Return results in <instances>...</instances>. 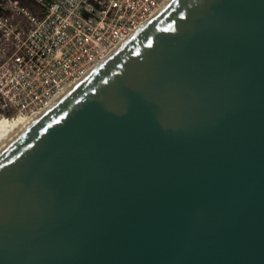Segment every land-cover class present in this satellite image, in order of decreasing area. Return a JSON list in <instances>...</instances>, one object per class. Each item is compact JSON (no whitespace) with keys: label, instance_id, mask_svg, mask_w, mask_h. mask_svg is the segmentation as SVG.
<instances>
[{"label":"water","instance_id":"1","mask_svg":"<svg viewBox=\"0 0 264 264\" xmlns=\"http://www.w3.org/2000/svg\"><path fill=\"white\" fill-rule=\"evenodd\" d=\"M0 264H264V0H167L11 139Z\"/></svg>","mask_w":264,"mask_h":264},{"label":"built area","instance_id":"2","mask_svg":"<svg viewBox=\"0 0 264 264\" xmlns=\"http://www.w3.org/2000/svg\"><path fill=\"white\" fill-rule=\"evenodd\" d=\"M35 1L25 27L0 15V109L16 118L49 106L167 0Z\"/></svg>","mask_w":264,"mask_h":264},{"label":"rangeland","instance_id":"3","mask_svg":"<svg viewBox=\"0 0 264 264\" xmlns=\"http://www.w3.org/2000/svg\"><path fill=\"white\" fill-rule=\"evenodd\" d=\"M33 3L34 6V11H31L27 8H23L22 7H18V5L16 4L15 1L13 0H0V7L2 9H8L10 10L11 14H9L8 16L11 18V21L13 23H15L16 25H20L21 27H25L26 25V20H25V15H24V11L26 12H32L35 14H40L41 12V8L40 6L37 4H35L33 1H31ZM7 16V15H4ZM3 47V42L0 41V64L3 60V55L1 53V48ZM6 47V52L7 54L10 53V43L7 44ZM12 117V118H11ZM13 118H16V114L15 112L12 111H6V112H2V110L0 109V127L4 126L5 124H11Z\"/></svg>","mask_w":264,"mask_h":264},{"label":"bare ground","instance_id":"4","mask_svg":"<svg viewBox=\"0 0 264 264\" xmlns=\"http://www.w3.org/2000/svg\"><path fill=\"white\" fill-rule=\"evenodd\" d=\"M39 114L28 118H13L10 120L12 121L11 124H5L0 127V150Z\"/></svg>","mask_w":264,"mask_h":264},{"label":"trees","instance_id":"5","mask_svg":"<svg viewBox=\"0 0 264 264\" xmlns=\"http://www.w3.org/2000/svg\"><path fill=\"white\" fill-rule=\"evenodd\" d=\"M16 2V4L18 5V7H22V8H27L31 11H34V6L33 3L31 1H33L36 5V1L35 0H13ZM47 1V0H46ZM11 14L10 10L8 9H2L0 7V15H9Z\"/></svg>","mask_w":264,"mask_h":264}]
</instances>
